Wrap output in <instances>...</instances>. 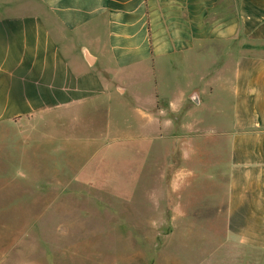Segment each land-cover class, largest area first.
I'll list each match as a JSON object with an SVG mask.
<instances>
[{
  "label": "crops",
  "instance_id": "obj_1",
  "mask_svg": "<svg viewBox=\"0 0 264 264\" xmlns=\"http://www.w3.org/2000/svg\"><path fill=\"white\" fill-rule=\"evenodd\" d=\"M112 111L147 137L188 117V158L194 138L217 137L225 238L213 248L228 257L205 264H257L264 0H0V132L58 124L60 136L95 137L114 129Z\"/></svg>",
  "mask_w": 264,
  "mask_h": 264
},
{
  "label": "rangeland",
  "instance_id": "obj_2",
  "mask_svg": "<svg viewBox=\"0 0 264 264\" xmlns=\"http://www.w3.org/2000/svg\"><path fill=\"white\" fill-rule=\"evenodd\" d=\"M112 117L114 129L98 134L94 127L95 137L60 136L58 124L0 132V264H205L214 253L228 257L213 248L225 238L218 216L224 192L210 176L217 137L194 138L199 150L188 158V117L154 137L127 128L114 111ZM253 257L264 264V250Z\"/></svg>",
  "mask_w": 264,
  "mask_h": 264
}]
</instances>
